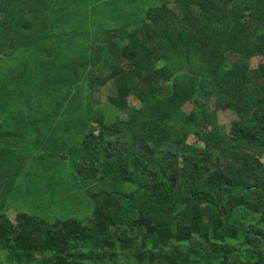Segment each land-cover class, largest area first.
<instances>
[{
	"label": "trees",
	"instance_id": "trees-1",
	"mask_svg": "<svg viewBox=\"0 0 264 264\" xmlns=\"http://www.w3.org/2000/svg\"><path fill=\"white\" fill-rule=\"evenodd\" d=\"M84 2L68 60L32 58L29 73L34 85L42 75L63 85L48 113L34 89L33 112L63 123L71 176L99 187L87 192L92 217L0 215L5 264H264V0ZM55 10L50 0H0V34L48 39L53 51L65 35L48 17L67 16ZM22 52L12 59L24 63ZM4 59L0 51V108L20 114ZM219 111L235 116L229 129Z\"/></svg>",
	"mask_w": 264,
	"mask_h": 264
},
{
	"label": "rangeland",
	"instance_id": "rangeland-1",
	"mask_svg": "<svg viewBox=\"0 0 264 264\" xmlns=\"http://www.w3.org/2000/svg\"><path fill=\"white\" fill-rule=\"evenodd\" d=\"M50 3L56 9L55 11H65L67 14L65 19H56V24L54 19L51 20L48 17V23L59 27L65 35L62 42H56L59 48L51 51L46 45L48 39L34 37L35 39L32 38L33 41L27 45L26 42L31 40L26 39V42L25 39L15 40L10 30L5 34L4 32L0 34L1 40L3 39L0 51L11 58L10 60L4 59L2 62V69L6 73L4 85L8 84L5 92L10 90V87H16L13 101L10 103L17 104L18 113L22 112L16 114L7 111V108L4 110L0 108V215L5 214L14 220L18 214L25 213L49 224L68 219H77L86 223L92 217L93 212V202L87 192L90 187L96 190L99 187L83 183L81 179L71 176L74 156L68 152L69 145L65 140L67 131L60 127L63 123L37 122L36 118H39V114L33 112L36 109L34 100L37 97L34 94L37 91L34 89L40 87L44 90L42 95L37 97L40 98L37 103L42 109L51 100L48 99L49 93L56 99L61 98L64 94L63 85L44 82L43 79L46 77L43 78V75L34 85L33 76L29 73L33 67L32 58L37 60V58L55 59L58 57L64 58L65 61L68 60L72 42L71 31L76 27L84 26L83 16L86 3L84 0H50ZM12 22L10 27L16 30L15 21ZM40 22L45 24V21ZM89 28L92 27L89 25ZM50 30L55 31L54 28ZM22 51L30 53L31 56L28 55L27 61L22 63L19 59H12V56L15 58V56L23 55ZM261 60V57L253 58L252 68H255ZM6 65L13 70L8 71ZM49 70L41 71L48 74ZM129 103L138 105V101L133 97L129 98ZM45 109L43 110L48 113V107ZM104 109L106 110V121L109 123L116 109L110 105ZM46 113L41 112L40 115H51V113ZM234 118L235 116L230 112H218L219 123L227 129ZM46 124H55L60 128L51 132L41 131L46 129L44 126ZM49 135L54 137L55 141L52 142V146L55 144L54 147L45 140ZM195 142L196 138L189 136L188 143L194 144ZM6 259L7 253L0 246V264H5Z\"/></svg>",
	"mask_w": 264,
	"mask_h": 264
}]
</instances>
